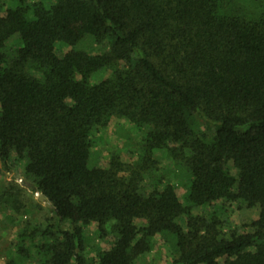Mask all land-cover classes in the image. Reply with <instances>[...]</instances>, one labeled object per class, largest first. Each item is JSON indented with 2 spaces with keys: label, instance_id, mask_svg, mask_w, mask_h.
Wrapping results in <instances>:
<instances>
[{
  "label": "trees",
  "instance_id": "trees-1",
  "mask_svg": "<svg viewBox=\"0 0 264 264\" xmlns=\"http://www.w3.org/2000/svg\"><path fill=\"white\" fill-rule=\"evenodd\" d=\"M87 36L108 48L80 49ZM59 43L71 48L59 54ZM106 69L112 76L91 81ZM112 115L148 128L144 154L91 165L92 130ZM163 147L189 167L191 205L258 206L251 231L224 237L220 219L192 214L171 183L147 184L153 151ZM16 160L53 216L23 230L4 264H27L36 248L39 264H133L159 233L174 239L173 264H264V18L248 19L226 0L8 7L0 14V170ZM23 191L8 185L0 205L20 212ZM93 223L116 238L89 257Z\"/></svg>",
  "mask_w": 264,
  "mask_h": 264
},
{
  "label": "rangeland",
  "instance_id": "rangeland-1",
  "mask_svg": "<svg viewBox=\"0 0 264 264\" xmlns=\"http://www.w3.org/2000/svg\"><path fill=\"white\" fill-rule=\"evenodd\" d=\"M55 0H4L0 14L5 13L8 7L18 5H30L42 3L46 6L53 4ZM229 8L248 19L264 18V0H226ZM17 38L10 40L7 44L8 53H14L17 48ZM80 49L91 53H101L108 46L98 43L91 37H85L78 45ZM71 47L59 43L57 52L63 54ZM29 74L40 77L41 73L33 66L27 65ZM113 70L106 69L94 73L91 81L98 83L112 76ZM198 132H206L212 135V131L206 126L199 124ZM147 127H138L124 117L112 115L107 121L96 126L91 133V165L108 167L110 159L114 155H120L125 162H135L144 154V144L147 135ZM153 158L156 161L152 174L147 177L146 183H155L162 178L164 183H171L176 192L190 212L194 215L215 214L221 221V233L224 237H229L233 232L242 233L251 231V222L259 216V207H249L241 200L228 202L218 200L209 205L193 206L188 197L190 184V170L182 157H174L167 148H159L153 151ZM23 161H15L11 171L0 170V193L13 183L24 188L21 200L23 207L20 212L11 206L0 205V264H4L8 256L15 248L18 235L28 228L44 227L53 216L51 208L45 202L39 200L40 192L33 191L30 183L25 181L23 175ZM1 204V203H0ZM138 226L141 223L138 221ZM86 249L85 253L89 257H96L99 249L110 247L116 238V233L110 230L104 237L100 236L97 224L93 223L86 228ZM37 237L36 242L39 240ZM152 248L144 254L138 256L133 264H173L176 258L174 239L169 234L159 233L151 238ZM41 254L36 248L27 264H39ZM223 262L224 258L219 259Z\"/></svg>",
  "mask_w": 264,
  "mask_h": 264
},
{
  "label": "water",
  "instance_id": "water-1",
  "mask_svg": "<svg viewBox=\"0 0 264 264\" xmlns=\"http://www.w3.org/2000/svg\"><path fill=\"white\" fill-rule=\"evenodd\" d=\"M40 201L45 202L49 208H52V203L48 200L47 196L40 192L38 195Z\"/></svg>",
  "mask_w": 264,
  "mask_h": 264
}]
</instances>
